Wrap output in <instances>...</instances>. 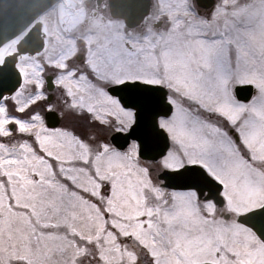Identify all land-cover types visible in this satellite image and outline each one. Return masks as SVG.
<instances>
[{"label":"rangeland","instance_id":"374dc122","mask_svg":"<svg viewBox=\"0 0 264 264\" xmlns=\"http://www.w3.org/2000/svg\"><path fill=\"white\" fill-rule=\"evenodd\" d=\"M87 12L69 29L57 5L39 17L44 47L19 57L21 84L0 103V264H264V244L236 221L264 201V73L244 64L264 56V0H215L201 13L194 0H152L129 30L107 9ZM211 62L214 105L178 75ZM125 80L163 86L173 105L159 119L170 147L157 161L140 159L135 142H109L133 122L106 91ZM240 83L254 85L247 103L234 98ZM47 109L60 116L54 129ZM201 127L211 146L197 140ZM191 163L223 184L222 208L162 187L161 170Z\"/></svg>","mask_w":264,"mask_h":264},{"label":"water","instance_id":"95a60500","mask_svg":"<svg viewBox=\"0 0 264 264\" xmlns=\"http://www.w3.org/2000/svg\"><path fill=\"white\" fill-rule=\"evenodd\" d=\"M57 0H0V45L23 31L35 18ZM200 8H209L214 0H195ZM150 0H108L112 17H120L128 27L140 23L149 10ZM40 23L32 25L16 45V52L5 56L0 63V99L13 93L20 84L21 77L16 68L20 53L34 54L41 49ZM9 55V54H8ZM47 89L53 87L51 76L46 77ZM117 97L124 108L134 110V123L128 132H115L110 136L111 143L118 149H124L130 142L138 143V154L143 159L156 160L162 157L169 147L168 136L158 126V117H167L172 112V105L166 101V89L139 81H126L107 88ZM236 98L248 101L253 93L251 84L237 85L234 88ZM48 127H55L59 117L54 111L45 112ZM163 186L171 189H194L198 197L212 199L221 206V184L211 178L198 165H184L174 170H163L159 175ZM237 221L251 228L264 243V205L237 217ZM197 264H213L209 262Z\"/></svg>","mask_w":264,"mask_h":264},{"label":"bare ground","instance_id":"6f19581e","mask_svg":"<svg viewBox=\"0 0 264 264\" xmlns=\"http://www.w3.org/2000/svg\"><path fill=\"white\" fill-rule=\"evenodd\" d=\"M56 5L59 7L60 21L64 23L65 28L67 29L72 28L83 17V10L79 7H76L75 0H60L59 2H57ZM23 33L24 31L0 46V60L9 51L8 50L9 48H13L17 44ZM211 44H213L212 47L218 46V43L216 42H212ZM181 52L183 53L184 58L188 56L186 49L181 50ZM212 59H213V53H211V61ZM244 61L246 67H251V65H256L260 67V69L262 70L261 73H264V56L262 57L261 54L257 55L255 53H251L250 58L247 55ZM187 67H191V66L183 65L181 70L178 71V75L181 78V80L185 81V79H187L188 81H191L190 83L192 84V88L199 91L197 92V94L200 95V99L203 102H208L210 105H214L218 101V99L216 98L218 94L217 92L218 86L216 83L212 81L213 80L212 62L209 66L205 67V70L201 74L197 72V67L192 66L193 67L192 69L191 68L189 69ZM182 71L183 72L187 71L188 73H186V75L183 76ZM207 97L209 98L207 99ZM202 128L203 131L199 129V131H201L202 134L199 135V137H197V140L204 142V144L207 145L208 147L210 145L208 144L209 143L208 141L210 140V137L212 140L213 132L209 130H204L206 127H201V129ZM124 194H125L124 195L125 198L128 199L129 190L125 189Z\"/></svg>","mask_w":264,"mask_h":264},{"label":"flooded vegetation","instance_id":"af4514ba","mask_svg":"<svg viewBox=\"0 0 264 264\" xmlns=\"http://www.w3.org/2000/svg\"><path fill=\"white\" fill-rule=\"evenodd\" d=\"M79 3L84 4L82 7L84 9V18H83V22H85L86 20V16L87 14H89L90 12H87V8H97L100 10L101 13H105L106 9H107V0H81L79 1ZM82 23L80 22L79 25H81Z\"/></svg>","mask_w":264,"mask_h":264}]
</instances>
